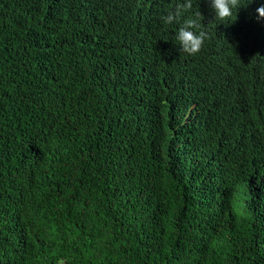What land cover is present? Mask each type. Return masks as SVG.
Wrapping results in <instances>:
<instances>
[{"label":"trees","instance_id":"16d2710c","mask_svg":"<svg viewBox=\"0 0 264 264\" xmlns=\"http://www.w3.org/2000/svg\"><path fill=\"white\" fill-rule=\"evenodd\" d=\"M191 2L0 0V264H264V0Z\"/></svg>","mask_w":264,"mask_h":264},{"label":"clouds","instance_id":"9594fccd","mask_svg":"<svg viewBox=\"0 0 264 264\" xmlns=\"http://www.w3.org/2000/svg\"><path fill=\"white\" fill-rule=\"evenodd\" d=\"M203 2L208 6L213 21L225 24L234 15L236 16L240 9H246L255 0H203ZM183 7L190 10L192 7L191 0H185ZM203 19L204 17L199 11L194 15L186 17L182 26L177 28L175 32V44L180 52L194 56L201 51L208 38L207 32L201 30ZM175 20L176 15L173 13L162 17L164 24H172ZM255 20L257 23H264V2L260 3L255 9Z\"/></svg>","mask_w":264,"mask_h":264}]
</instances>
